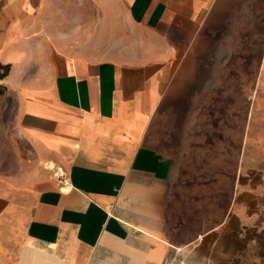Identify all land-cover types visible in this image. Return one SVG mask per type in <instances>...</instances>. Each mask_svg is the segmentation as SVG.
I'll return each instance as SVG.
<instances>
[{
	"label": "crops",
	"instance_id": "crops-1",
	"mask_svg": "<svg viewBox=\"0 0 264 264\" xmlns=\"http://www.w3.org/2000/svg\"><path fill=\"white\" fill-rule=\"evenodd\" d=\"M114 1L132 30L96 58L61 49L72 40L60 0H0L5 81L45 161L26 182L0 177V264H264V170L254 178L251 152L259 140L263 162L264 127L245 133L251 163L233 176L230 209L197 210L220 187L199 157L204 109L255 90L264 125V0Z\"/></svg>",
	"mask_w": 264,
	"mask_h": 264
},
{
	"label": "rangeland",
	"instance_id": "rangeland-1",
	"mask_svg": "<svg viewBox=\"0 0 264 264\" xmlns=\"http://www.w3.org/2000/svg\"><path fill=\"white\" fill-rule=\"evenodd\" d=\"M60 8L61 39L72 40V43L61 44V49H75L93 54L88 56L96 58L115 56L110 54L123 49L126 35L132 30L124 9L114 0H108L106 7L101 6L97 0H60ZM236 79L237 83L244 82L243 76H237ZM251 82L254 88V76ZM0 85L7 86L1 88L3 93L0 94V177L26 182L44 171L45 161L40 159L35 141L22 127L18 91L10 88L5 79H0ZM259 95L255 90L250 93L238 89L235 92V107H222L227 102L221 98L220 107L204 109L205 120L201 130L205 134V148L203 155L199 157H202L201 163L205 165L211 164L213 160V174L216 175L215 170L219 169L220 187L218 197H212L210 188L208 191L205 188V195L198 196L203 202L198 204L197 210L201 207L204 211L209 210L212 199L214 208L218 206L221 215L230 209L233 176L236 175V180L242 182L251 163L250 156L245 161V133H252L253 129V137H259L260 129L264 127L258 120ZM248 114L252 115L251 125ZM211 138V141L214 140L213 146H210ZM256 142L259 145V140H256L251 152L252 163L258 168L253 170L252 175L255 179H261L264 160L260 163L259 146L254 156ZM206 175L207 171L205 180ZM242 198L243 196L239 198L240 202L243 201Z\"/></svg>",
	"mask_w": 264,
	"mask_h": 264
},
{
	"label": "built area",
	"instance_id": "built-area-1",
	"mask_svg": "<svg viewBox=\"0 0 264 264\" xmlns=\"http://www.w3.org/2000/svg\"><path fill=\"white\" fill-rule=\"evenodd\" d=\"M52 168H54V172L53 175L56 179H58V181L62 184H67L68 183V177H67V173L60 167L55 168L54 166H51ZM169 264H190L189 262H187V260L185 258H176L174 260H172Z\"/></svg>",
	"mask_w": 264,
	"mask_h": 264
},
{
	"label": "trees",
	"instance_id": "trees-1",
	"mask_svg": "<svg viewBox=\"0 0 264 264\" xmlns=\"http://www.w3.org/2000/svg\"><path fill=\"white\" fill-rule=\"evenodd\" d=\"M12 64L11 63H3L0 61V79H5L11 71ZM3 87H7L6 85H3ZM2 85H0V94L3 93Z\"/></svg>",
	"mask_w": 264,
	"mask_h": 264
},
{
	"label": "bare ground",
	"instance_id": "bare-ground-1",
	"mask_svg": "<svg viewBox=\"0 0 264 264\" xmlns=\"http://www.w3.org/2000/svg\"><path fill=\"white\" fill-rule=\"evenodd\" d=\"M47 165H50V166H52L53 164H52V163H47Z\"/></svg>",
	"mask_w": 264,
	"mask_h": 264
}]
</instances>
